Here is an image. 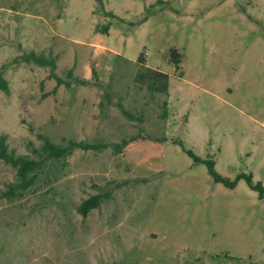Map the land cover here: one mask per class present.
Instances as JSON below:
<instances>
[{"label": "rangeland", "instance_id": "rangeland-1", "mask_svg": "<svg viewBox=\"0 0 264 264\" xmlns=\"http://www.w3.org/2000/svg\"><path fill=\"white\" fill-rule=\"evenodd\" d=\"M102 4L0 0L9 150L37 158L38 134L111 143L142 128L121 153L50 161L26 189L0 160V264H264V200L244 179L215 182L186 153L264 187V0ZM31 51L54 59L61 84L20 58ZM140 54L167 74V94L134 82ZM97 193L108 196L82 218L76 206Z\"/></svg>", "mask_w": 264, "mask_h": 264}, {"label": "trees", "instance_id": "trees-1", "mask_svg": "<svg viewBox=\"0 0 264 264\" xmlns=\"http://www.w3.org/2000/svg\"><path fill=\"white\" fill-rule=\"evenodd\" d=\"M99 7L102 9L103 4L102 0H95ZM108 16H113L112 13L107 12ZM109 25L105 24L102 26V33H107ZM173 57L172 61L176 64L178 68L179 63V53L176 51L172 52ZM25 62H36L41 65L49 67L50 73L49 76L54 78L57 84H61L62 81L54 73L55 61L53 58H46L43 55H38L35 52L31 51L21 55ZM139 64V68L136 70L134 76V82L140 87H144L151 96L156 93L167 94L168 93V76L167 74L147 67L145 65L142 54L137 58L136 61ZM77 82L81 84L87 83L85 79H76ZM0 90L5 93L9 92L8 81L4 78L3 72L0 69ZM164 105L166 102L163 103ZM116 107L119 109L120 113L128 119H132L130 112L123 106L122 103L117 102ZM142 128L138 127V132L136 135L129 136L127 138L121 139L120 142H111V143H89L84 140L75 141L68 140L65 144H56L51 142L47 137L38 134V138L42 140V145L39 149L32 148V152L37 155V158H31L28 155H16L13 151L8 149V146L5 142V137L0 136V160L5 164L10 165L15 169L16 175L19 177V183L16 187L20 189H26L31 184H33L37 175L47 166L50 161L65 159L72 154L76 149L87 151V150H96L99 148L109 147L114 153H121L123 149L130 143L136 141L137 138L141 137ZM186 153L193 159L196 163H203L206 166L208 174L215 182H221L226 187L233 188L239 179H244L246 185L253 191H255L260 199L264 200V187L260 181H253L250 174L241 172L239 173L234 180L221 177L215 170V162L211 159H201L196 156L191 150H186ZM14 187V188H16ZM13 188V189H14ZM9 194V193H7ZM108 195H103L100 193L89 196L86 199H83L76 206V211L81 215L82 218H85L87 213L99 206L101 201L106 198Z\"/></svg>", "mask_w": 264, "mask_h": 264}]
</instances>
